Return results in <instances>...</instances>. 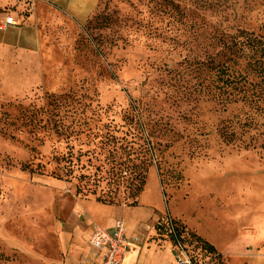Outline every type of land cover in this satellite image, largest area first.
<instances>
[{
	"label": "rangeland",
	"instance_id": "rangeland-1",
	"mask_svg": "<svg viewBox=\"0 0 264 264\" xmlns=\"http://www.w3.org/2000/svg\"><path fill=\"white\" fill-rule=\"evenodd\" d=\"M28 10L0 0V20ZM57 22L43 83L0 99V264H86L99 209L136 207L152 170L165 210L263 252L264 80L229 44L264 38V0H100ZM149 241L176 264L167 232Z\"/></svg>",
	"mask_w": 264,
	"mask_h": 264
},
{
	"label": "crops",
	"instance_id": "crops-1",
	"mask_svg": "<svg viewBox=\"0 0 264 264\" xmlns=\"http://www.w3.org/2000/svg\"><path fill=\"white\" fill-rule=\"evenodd\" d=\"M16 6L21 13L23 4L29 7L28 14L15 16L19 25L0 29V99L12 101L25 96L44 81V51L56 34L58 16L65 17L82 26L94 14L100 0H5ZM157 176L150 171L144 191L136 207L99 209L96 226L110 228L122 218L129 234H138L140 242L131 246L124 264H172L170 254H161L155 242L149 241L156 234V222L168 215L181 219L188 229L201 237L221 253L230 264H259L264 260V251L247 238H235L230 242H217L216 234L199 227L201 220L186 219L165 210L156 191ZM118 210V213H111ZM193 221V222H192ZM92 232V231H91ZM91 233L89 234V236ZM89 239V237H88ZM88 244V240H87ZM256 248V253L249 250ZM86 264H93V252ZM175 258V255H174ZM240 261V262H239ZM176 262V260H175Z\"/></svg>",
	"mask_w": 264,
	"mask_h": 264
},
{
	"label": "built area",
	"instance_id": "built-area-1",
	"mask_svg": "<svg viewBox=\"0 0 264 264\" xmlns=\"http://www.w3.org/2000/svg\"><path fill=\"white\" fill-rule=\"evenodd\" d=\"M16 25H19V22L10 13L0 20L2 30ZM166 216L171 223L173 218ZM171 229H173L172 224ZM139 242L140 236L129 234L125 221L120 218L110 228L95 226L89 236L88 246L93 252V264H124L131 246ZM175 251L176 264H193L180 240L175 244Z\"/></svg>",
	"mask_w": 264,
	"mask_h": 264
},
{
	"label": "trees",
	"instance_id": "trees-1",
	"mask_svg": "<svg viewBox=\"0 0 264 264\" xmlns=\"http://www.w3.org/2000/svg\"><path fill=\"white\" fill-rule=\"evenodd\" d=\"M230 52L236 57L246 60V66L249 70L254 71L264 80V38L246 30L238 29L233 36L230 37L229 44ZM240 78V79H238ZM244 77L239 75L238 77L233 76V81L239 83ZM145 182L140 179V183L135 187V191L132 196L137 198L143 191ZM171 224L173 229H171ZM163 229L167 232L170 240L177 243L181 241L182 245L186 242H197L202 244L203 248H206L211 253H217L215 247L191 232L186 226L173 219L170 223L169 217L164 216L159 219L156 223V230ZM219 255V254H218ZM192 261V258H190ZM193 263V261H192Z\"/></svg>",
	"mask_w": 264,
	"mask_h": 264
}]
</instances>
